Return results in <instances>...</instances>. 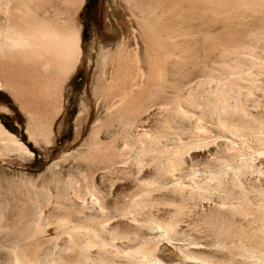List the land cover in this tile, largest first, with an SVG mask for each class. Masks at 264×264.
Segmentation results:
<instances>
[{"label": "rangeland", "instance_id": "rangeland-1", "mask_svg": "<svg viewBox=\"0 0 264 264\" xmlns=\"http://www.w3.org/2000/svg\"><path fill=\"white\" fill-rule=\"evenodd\" d=\"M202 1L0 0V26L9 24L16 5L38 18L60 15L77 31L80 48L48 120L46 144L27 140L26 113L0 88V123L33 153L29 160L0 157V264H18L22 247L39 264H87L55 218L76 190L92 186L127 201L140 192L132 203L138 221L109 215L113 235L77 232L95 242L91 253L108 264H128L125 252L142 239L165 264H250L237 249L260 247L264 236L256 211L264 205V0ZM118 60L129 73L122 86L123 79L111 85ZM122 93L139 101L125 107ZM219 162H229L226 171L217 170ZM170 163L173 174L166 171ZM19 175L36 179L32 185L6 179ZM25 196V209L32 214L41 205L48 225L19 242L9 206L25 203ZM150 216L171 225L176 239L154 242L144 227ZM235 229L247 237L228 236ZM221 236L231 247L220 244Z\"/></svg>", "mask_w": 264, "mask_h": 264}, {"label": "bare ground", "instance_id": "bare-ground-1", "mask_svg": "<svg viewBox=\"0 0 264 264\" xmlns=\"http://www.w3.org/2000/svg\"><path fill=\"white\" fill-rule=\"evenodd\" d=\"M136 1L138 2V4L144 2V0ZM243 4H245V2ZM147 7H145V10L147 9ZM15 9L17 10V13L9 16V24L6 26H0V88H8L15 99L19 102L20 106L27 116V126L25 129L27 140L33 145L38 146L40 144L47 143V136L49 134L48 120L49 118L51 119L52 115L57 113L62 82L65 79L67 73L75 66L79 58V36L77 31H75L73 26H71L69 20L60 17V15H56L53 18H38V16H31L30 14L20 12L18 5H16ZM136 17L141 30L144 32V10H141ZM145 39H147V37ZM117 63V69L114 74L113 80L114 84L113 81L112 84H110L115 85V83L123 79L122 82L120 81L122 86V84L127 81L126 79H128L127 76H129V73H126L128 70L126 71L125 68L127 67L124 68L122 66L125 65V60H122L120 62L118 60ZM112 87L114 86H111V88ZM119 89L121 91V88L118 87V90ZM108 90H111L110 87L108 88ZM130 96L131 95H129V97ZM138 98L139 97L133 98L132 96V99H128L127 93H122L120 103H124L123 106L126 107L128 104L139 101ZM37 108H40V111ZM128 109H130V106ZM229 131L232 134H235L237 129L236 127H231L229 128ZM89 153L90 152L81 154L80 158L82 160L87 159L86 156H89L87 155ZM32 154L33 153L28 150L23 142L18 140L13 133L9 132L0 123V157L14 155L22 158L23 160H29ZM121 162L126 163L125 160ZM227 165H229V162H222L219 164V169L217 170L222 171V169H224ZM239 169H241L240 166H237V170ZM175 170L176 167L171 163L169 164V168L166 169L167 172H171L172 174ZM6 179H9V181L16 180L18 183H21V185H32L36 178L34 179V177L32 176L19 175L17 178L14 177L13 179H11L9 177ZM142 183L143 180H140V185H142ZM150 183H155L154 178L151 179ZM138 194H140V192H132L131 194H129L127 201V196L124 197L122 195H115V199L113 200L114 197L111 198V193H109V191L104 192L97 186L86 188L82 193L76 190L72 195V198L70 199L68 208L65 207L64 210L60 211L59 215L57 214L58 216L56 215L55 220L57 223V228L60 229V231L68 234V246L71 250H77V254L87 264H108L105 259L99 256V254L96 255V253H91V247L94 245V241L90 240V238H77V234L79 232L86 231L96 236L97 232L99 231L109 232V225L107 224V218L109 217V215L129 217V219L133 221H138V218L135 215L136 213H139V208L137 209L135 207H132L133 200H137ZM109 199H112L113 202L109 203ZM122 201H127L128 205H124ZM24 202L25 203L22 204L9 206V209L11 211V218L9 219L11 221L8 224L9 227L17 231L16 240L18 241L25 240L26 238H29V236L39 237L42 234L44 228L48 225V214L47 212H44L45 210L43 211L41 205L36 206L35 211L31 212L32 214H30L29 210L25 209L26 204L29 203V200L26 196L24 198ZM256 211L259 215V228L264 231V205L258 206ZM54 212L56 211L54 210ZM75 215L78 217L77 221H75ZM72 217H74V219ZM86 221H89L90 223L88 224L86 223ZM144 227L150 235L152 234L151 237L154 239V242H157L160 237L162 238V236L168 239H176L175 236H173V231L175 230L171 228V225L165 222L162 223L156 221L155 219L151 218V216ZM235 230L236 231H233L232 233L227 232L228 236L231 234V236H238V238H235L241 239L242 237L246 238L248 235L247 234L246 236H243L245 232H242L239 229V231H237V229ZM108 234L113 235V233L111 232H109ZM108 234L106 233L107 237ZM219 235L220 233H218V236ZM111 236L109 238H112ZM224 239L225 238L223 236L218 239L220 240V244L226 245V243H228V246L231 247V245L229 244H232V242L229 240V242H225ZM144 240L142 239L139 244L135 245V247L130 248L125 252L128 264H165L166 262L164 263L159 259L160 257L158 258L156 256L153 247L147 248L144 246V243L147 242ZM231 240L233 241V239ZM109 242L111 243V245H114L111 239L109 240ZM98 243H100V245L102 244V242ZM262 243L263 244L260 247L259 245L256 246V244H254L255 246H241L240 249H236L238 250L237 252L241 256V258L246 260V262L248 261L250 264H262L264 263L263 234ZM178 245L180 244L178 243ZM179 247L185 249L184 245H181ZM22 248L18 254L16 253L18 264H39L41 262L40 257L35 253L29 254L30 251L28 253L27 249ZM187 255L190 254L188 253ZM75 263L77 264V262L75 261L72 264ZM210 263L212 262L210 261Z\"/></svg>", "mask_w": 264, "mask_h": 264}]
</instances>
